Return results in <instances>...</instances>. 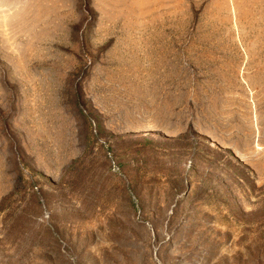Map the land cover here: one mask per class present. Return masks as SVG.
<instances>
[{
    "label": "rangeland",
    "instance_id": "1",
    "mask_svg": "<svg viewBox=\"0 0 264 264\" xmlns=\"http://www.w3.org/2000/svg\"><path fill=\"white\" fill-rule=\"evenodd\" d=\"M0 264H264V0H0Z\"/></svg>",
    "mask_w": 264,
    "mask_h": 264
},
{
    "label": "trees",
    "instance_id": "2",
    "mask_svg": "<svg viewBox=\"0 0 264 264\" xmlns=\"http://www.w3.org/2000/svg\"><path fill=\"white\" fill-rule=\"evenodd\" d=\"M145 140H147V139L145 138ZM173 141H174V139H173Z\"/></svg>",
    "mask_w": 264,
    "mask_h": 264
}]
</instances>
